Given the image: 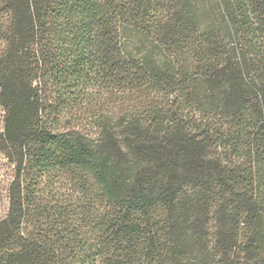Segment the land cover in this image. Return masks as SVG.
I'll use <instances>...</instances> for the list:
<instances>
[{"label": "trees", "instance_id": "obj_1", "mask_svg": "<svg viewBox=\"0 0 264 264\" xmlns=\"http://www.w3.org/2000/svg\"><path fill=\"white\" fill-rule=\"evenodd\" d=\"M0 264H264V0H0Z\"/></svg>", "mask_w": 264, "mask_h": 264}, {"label": "rangeland", "instance_id": "obj_2", "mask_svg": "<svg viewBox=\"0 0 264 264\" xmlns=\"http://www.w3.org/2000/svg\"><path fill=\"white\" fill-rule=\"evenodd\" d=\"M3 111L0 107V130L2 128ZM12 170L7 160L0 153V217L5 213L7 207L6 184L11 177Z\"/></svg>", "mask_w": 264, "mask_h": 264}]
</instances>
